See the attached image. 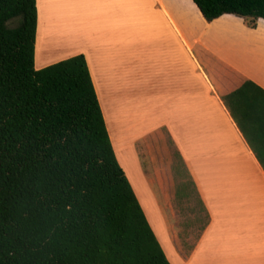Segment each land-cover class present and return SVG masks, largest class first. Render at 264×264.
Listing matches in <instances>:
<instances>
[{"label":"crops","instance_id":"obj_1","mask_svg":"<svg viewBox=\"0 0 264 264\" xmlns=\"http://www.w3.org/2000/svg\"><path fill=\"white\" fill-rule=\"evenodd\" d=\"M36 12L34 68L84 55L170 264H264V134L255 152L222 99L246 80L264 90V20L207 21L192 0H36ZM175 156L206 216L197 227L180 213Z\"/></svg>","mask_w":264,"mask_h":264},{"label":"trees","instance_id":"obj_2","mask_svg":"<svg viewBox=\"0 0 264 264\" xmlns=\"http://www.w3.org/2000/svg\"><path fill=\"white\" fill-rule=\"evenodd\" d=\"M254 28L264 0H192ZM36 0H0V264H170L116 159L84 55L34 68ZM256 152L264 90L222 97Z\"/></svg>","mask_w":264,"mask_h":264},{"label":"rangeland","instance_id":"obj_3","mask_svg":"<svg viewBox=\"0 0 264 264\" xmlns=\"http://www.w3.org/2000/svg\"><path fill=\"white\" fill-rule=\"evenodd\" d=\"M121 1H129V0H121ZM174 167V173L177 177V190L178 195L186 194L185 202L182 203V211L180 212L183 216H185V224L189 227H197L206 220V216L202 212V209H200V206L195 203V201L199 202L198 197L195 195V190L192 186V184L189 182L187 175H185V171L183 168H181V163L178 160V158L175 156V164ZM181 179V180H180ZM180 180V181H179ZM193 192V193H191ZM196 197V198H195ZM177 210L180 208V206L177 204L175 209ZM181 227H184L183 223H180Z\"/></svg>","mask_w":264,"mask_h":264},{"label":"bare ground","instance_id":"obj_4","mask_svg":"<svg viewBox=\"0 0 264 264\" xmlns=\"http://www.w3.org/2000/svg\"><path fill=\"white\" fill-rule=\"evenodd\" d=\"M145 190V189H144ZM147 190V189H146Z\"/></svg>","mask_w":264,"mask_h":264}]
</instances>
